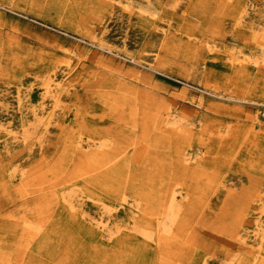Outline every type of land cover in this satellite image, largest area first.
Segmentation results:
<instances>
[{
	"label": "rangeland",
	"instance_id": "374dc122",
	"mask_svg": "<svg viewBox=\"0 0 264 264\" xmlns=\"http://www.w3.org/2000/svg\"><path fill=\"white\" fill-rule=\"evenodd\" d=\"M170 189L167 250L133 228ZM263 227L264 0H0V264H247Z\"/></svg>",
	"mask_w": 264,
	"mask_h": 264
},
{
	"label": "bare ground",
	"instance_id": "6f19581e",
	"mask_svg": "<svg viewBox=\"0 0 264 264\" xmlns=\"http://www.w3.org/2000/svg\"><path fill=\"white\" fill-rule=\"evenodd\" d=\"M140 10V9H139ZM254 61V60H253ZM256 62V61H255ZM252 64H255L254 62H252ZM257 64V63H256ZM259 64V63H258ZM51 83H52V86H53V88L55 89V91L56 90H58V88H59V86H60V81H56V80H54V79H51V81H50ZM47 90L50 88V85L49 84H47ZM50 90V89H49ZM31 115H32V117L35 119V118H37V119H39V121L40 120H44L45 121V123L43 124L44 126H43V128H44V131H46V126H48V125H46V121L49 123V121L51 120L50 118H49V115H48V113H46L44 110H42L41 108L40 109H34L32 112H31ZM46 117V118H45ZM43 122V121H42ZM166 122V121H165ZM101 147H103V145L101 146ZM101 147L99 148L101 151L103 150V149H101ZM104 148V147H103ZM99 150V151H100ZM105 150V149H104ZM103 150V153L105 154H103V156L104 157H106L108 160H113L114 158H115V154L113 153V152H111L110 153V156L108 155L109 154V152H107V151H104ZM98 151V150H97ZM97 151H95V153H97ZM107 152V153H106ZM100 153V152H99ZM105 159V158H104ZM134 173V172H133ZM78 180V179H77ZM127 184V186L125 187V190H122L121 189V192H120V195H117V196H121V197H124L123 198V202L125 201V197L127 196V192L126 191H128L129 190V188L130 187H128V185H132L131 183H128V182H126ZM121 185V184H120ZM123 186H124V184H123ZM172 188V187H171ZM132 189V188H131ZM77 192V191H76ZM76 192H75V194H76ZM113 192H116V189L114 190L113 189ZM133 193V191H131V194ZM176 191L174 190V189H170V191L168 192V194H167V198L165 199V198H158L157 199V202H156V208H154V210H155V214L157 215V216H159L158 218H156V220H151L150 222H148V221H145L144 223H141V226H135L134 228H133V230L134 231H136L137 233H139L141 236H142V238L144 237L145 239H148V240H151V241H153L155 244H157V246L158 245H161V241L163 242V245L162 246H166L167 247V245L169 244L170 246L174 243V242H172V240H174L175 239V237H174V234L173 233H170L171 232V226H172V224H174V223H176V222H179V223H177V227L179 228V230L181 231L182 230V228L185 226V223H186V220H187V218L189 217L188 215H189V212H185L184 214H182V205H181V203H180V200H177V197H176ZM180 193V192H179ZM180 196V195H179ZM128 197V196H127ZM133 197H135V196H133ZM130 199V198H129ZM134 199V198H133ZM128 200V199H127ZM132 201V200H131ZM115 202H117V201H115ZM123 202H122V204H123ZM121 203V202H120ZM131 203V202H130ZM122 204H120V205H122ZM133 204V203H132ZM118 206H119V204H118ZM127 206H128V204H127ZM129 207V206H128ZM128 207H126V208H128ZM184 208H185V206H183ZM131 208V207H130ZM105 209H107V207H105ZM121 209V208H120ZM130 210V209H129ZM133 210H134V208H133ZM132 210V211H133ZM131 211V210H130ZM140 211V210H139ZM79 212H81V211H79ZM84 212V211H83ZM82 213V212H81ZM109 213V212H108ZM108 213H107V215H108ZM83 214V213H82ZM149 214H151V213H149ZM79 215H81V214H79ZM88 215V214H87ZM76 216H77V214H76ZM130 216V215H129ZM134 216V215H133ZM136 216V215H135ZM145 216V215H144ZM188 216V217H187ZM127 218V217H126ZM140 218V217H139ZM145 218H147V215H146V217ZM180 218V220L178 221V219ZM82 219V218H81ZM102 219V218H101ZM107 219H109V218H107ZM142 219H143V217H142ZM141 219V220H142ZM79 220V219H78ZM85 220V219H84ZM131 220H134V219H131ZM146 220V219H145ZM138 221V220H137ZM142 221H144V219L142 220ZM81 222H82V220H81ZM80 222V223H81ZM141 222V221H140ZM256 222V221H255ZM78 223V222H77ZM100 224H102V220L99 222ZM134 223V222H133ZM150 223H152V228H153V225H154V227L156 226V231H155V233H154V235H152L151 233H153L154 231L152 230V232L150 231V229L149 228H147V227H142V226H145V225H149L150 226ZM260 222H258L257 223V225L255 226V227H257L258 228V230H259V228L261 227V225L259 224ZM106 224H107V222H106ZM106 224H104V225H102L103 226V229L104 228H106L107 227V225ZM122 224V223H121ZM137 224H138V222H137ZM82 226V225H81ZM120 226V225H119ZM132 226V225H131ZM176 226V225H175ZM126 228H128V226H126ZM171 228V229H170ZM257 228H255L256 230H257ZM89 231H90V229L89 228H87ZM129 229V228H128ZM177 229V228H176ZM262 230H261V232H259L257 235H259L258 237H259V239H258V242H257V251H256V256L255 257H253L252 259H251V261H248V263L247 264H255L256 262L255 261H257L258 260V258H259V256H260V252L259 251H261V249H262V247H261V245H262V240H263V237H264V227L263 228H261ZM85 230H86V228H85ZM112 230V229H111ZM125 230V229H124ZM87 231V230H86ZM88 231V232H89ZM129 231V230H128ZM87 232V233H88ZM92 232V231H91ZM94 232L97 234V232L94 230ZM132 232V231H131ZM257 232V231H256ZM83 233V232H82ZM160 233H162L163 235L161 236L160 235ZM88 234H90V233H88ZM94 234V233H93ZM110 234V233H109ZM95 235V234H94ZM102 235V234H101ZM96 236V235H95ZM92 237V236H91ZM102 237V236H101ZM90 238V237H89ZM90 239H92V238H90ZM126 240V239H125ZM127 240H130V239H127ZM121 242V241H120ZM122 243V242H121ZM146 244V243H145ZM156 246V247H157ZM173 246H174V244H173ZM156 247H155V249H156ZM164 248V247H163ZM120 249V248H119ZM122 250V249H121ZM166 250V249H165ZM164 250V251H165ZM167 250H168V247H167ZM167 250H166V253H167ZM120 251V250H119ZM159 251V250H158ZM157 251V252H158ZM162 251V250H161ZM165 253V254H166ZM158 254V253H157ZM158 256V255H157ZM164 256V255H163ZM2 258V257H1ZM0 260H2V259H0ZM4 260V259H3ZM6 260V259H5ZM7 264V263H6Z\"/></svg>",
	"mask_w": 264,
	"mask_h": 264
}]
</instances>
